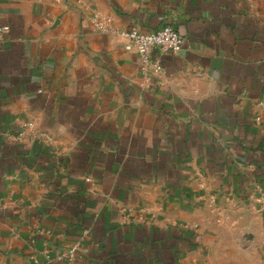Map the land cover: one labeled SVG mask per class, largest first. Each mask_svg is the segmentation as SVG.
<instances>
[{"label": "crops", "instance_id": "1", "mask_svg": "<svg viewBox=\"0 0 264 264\" xmlns=\"http://www.w3.org/2000/svg\"><path fill=\"white\" fill-rule=\"evenodd\" d=\"M95 10L181 49L146 76ZM0 25V264H264V0H0Z\"/></svg>", "mask_w": 264, "mask_h": 264}, {"label": "built area", "instance_id": "2", "mask_svg": "<svg viewBox=\"0 0 264 264\" xmlns=\"http://www.w3.org/2000/svg\"><path fill=\"white\" fill-rule=\"evenodd\" d=\"M90 24L95 31L110 36L122 37L125 40L124 49L137 54L140 70L146 76L161 73L163 65L160 55L166 53L176 54L182 46V37L170 23H164L159 28L151 31H144L137 26L121 28L114 24L110 15L95 10L90 16ZM8 30V25H0V37ZM154 52H158L160 55L154 56ZM36 125L35 120L25 123L24 130L18 132L16 137L19 139L28 136L30 138L37 137ZM260 202L264 208V200H260ZM74 251L75 247H71L67 253L68 256H73Z\"/></svg>", "mask_w": 264, "mask_h": 264}, {"label": "rangeland", "instance_id": "3", "mask_svg": "<svg viewBox=\"0 0 264 264\" xmlns=\"http://www.w3.org/2000/svg\"><path fill=\"white\" fill-rule=\"evenodd\" d=\"M249 264H263V263H261V262H258V263L249 262Z\"/></svg>", "mask_w": 264, "mask_h": 264}]
</instances>
